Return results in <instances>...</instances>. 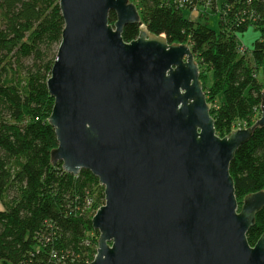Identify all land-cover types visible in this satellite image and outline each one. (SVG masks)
I'll list each match as a JSON object with an SVG mask.
<instances>
[{
    "label": "water",
    "instance_id": "water-1",
    "mask_svg": "<svg viewBox=\"0 0 264 264\" xmlns=\"http://www.w3.org/2000/svg\"><path fill=\"white\" fill-rule=\"evenodd\" d=\"M58 3L50 157L103 187L89 264H264V233L254 246L247 240L264 192L239 207L229 173L236 151L264 127V92L260 118L220 137L188 45L150 33L129 0ZM128 25L138 27L130 42Z\"/></svg>",
    "mask_w": 264,
    "mask_h": 264
},
{
    "label": "trees",
    "instance_id": "trees-1",
    "mask_svg": "<svg viewBox=\"0 0 264 264\" xmlns=\"http://www.w3.org/2000/svg\"><path fill=\"white\" fill-rule=\"evenodd\" d=\"M58 2L0 0V264H89L96 253L91 219L104 204L103 187L89 171L66 173L50 157L57 142L47 80L64 27ZM129 2L150 33L190 47L217 135L260 118L264 0ZM197 10L217 15L218 29L184 17ZM250 28L259 37L249 54L240 43ZM137 35V25H128L122 38ZM229 173L239 207L246 195L264 192V127L236 151ZM263 233L264 208L247 233L249 245Z\"/></svg>",
    "mask_w": 264,
    "mask_h": 264
},
{
    "label": "rangeland",
    "instance_id": "rangeland-1",
    "mask_svg": "<svg viewBox=\"0 0 264 264\" xmlns=\"http://www.w3.org/2000/svg\"><path fill=\"white\" fill-rule=\"evenodd\" d=\"M184 17L190 18L192 21H200L201 23L207 24L213 30L218 29V16L217 15H206L204 11L197 10L196 12L190 14L189 12H184ZM259 37V34L250 28L247 32L241 36V43L249 50V54L251 51L252 43ZM242 128V127H239Z\"/></svg>",
    "mask_w": 264,
    "mask_h": 264
},
{
    "label": "built area",
    "instance_id": "built-area-1",
    "mask_svg": "<svg viewBox=\"0 0 264 264\" xmlns=\"http://www.w3.org/2000/svg\"><path fill=\"white\" fill-rule=\"evenodd\" d=\"M241 45H240V50H241V52L243 51H246V47L242 44V43H240Z\"/></svg>",
    "mask_w": 264,
    "mask_h": 264
}]
</instances>
